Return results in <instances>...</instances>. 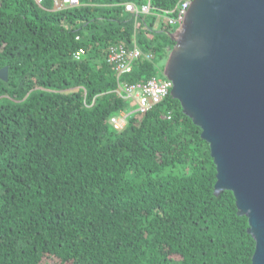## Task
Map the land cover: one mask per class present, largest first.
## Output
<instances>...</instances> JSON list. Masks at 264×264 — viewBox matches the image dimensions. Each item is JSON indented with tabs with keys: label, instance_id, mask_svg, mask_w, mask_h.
I'll return each instance as SVG.
<instances>
[{
	"label": "trees",
	"instance_id": "trees-1",
	"mask_svg": "<svg viewBox=\"0 0 264 264\" xmlns=\"http://www.w3.org/2000/svg\"><path fill=\"white\" fill-rule=\"evenodd\" d=\"M55 1L0 0V264H252L201 128L170 93L140 113L118 90L166 78L179 0Z\"/></svg>",
	"mask_w": 264,
	"mask_h": 264
},
{
	"label": "water",
	"instance_id": "water-1",
	"mask_svg": "<svg viewBox=\"0 0 264 264\" xmlns=\"http://www.w3.org/2000/svg\"><path fill=\"white\" fill-rule=\"evenodd\" d=\"M170 35V94L201 128L214 190L232 191L255 241L252 264H264V0H191Z\"/></svg>",
	"mask_w": 264,
	"mask_h": 264
},
{
	"label": "built area",
	"instance_id": "built-area-1",
	"mask_svg": "<svg viewBox=\"0 0 264 264\" xmlns=\"http://www.w3.org/2000/svg\"><path fill=\"white\" fill-rule=\"evenodd\" d=\"M42 0H36L41 2ZM191 0H179L174 10H176V16L174 18H168L170 23H175L176 26H180L186 9ZM79 0H56L55 5L57 7L62 6H74L78 5ZM127 9L134 10L135 8L127 4ZM143 12L149 10V5L142 6ZM168 12V11H166ZM141 52L135 47L130 52L126 53L123 49L113 52L109 59L118 62V69L120 72L129 71L131 68V61L137 58ZM172 87V82L168 78L154 76L142 83L127 84L121 83L118 90L121 91V95L124 98L130 99L131 103L135 105L134 110L140 113H144L151 108L152 105L159 103L169 93ZM129 111L120 110L117 114L110 117V122L114 128H122L126 122Z\"/></svg>",
	"mask_w": 264,
	"mask_h": 264
},
{
	"label": "crops",
	"instance_id": "crops-1",
	"mask_svg": "<svg viewBox=\"0 0 264 264\" xmlns=\"http://www.w3.org/2000/svg\"><path fill=\"white\" fill-rule=\"evenodd\" d=\"M160 77V76H159Z\"/></svg>",
	"mask_w": 264,
	"mask_h": 264
}]
</instances>
